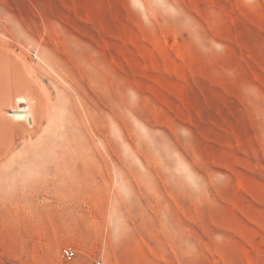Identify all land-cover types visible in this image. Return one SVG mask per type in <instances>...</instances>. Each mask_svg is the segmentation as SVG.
Masks as SVG:
<instances>
[{
  "label": "rangeland",
  "instance_id": "rangeland-1",
  "mask_svg": "<svg viewBox=\"0 0 264 264\" xmlns=\"http://www.w3.org/2000/svg\"><path fill=\"white\" fill-rule=\"evenodd\" d=\"M75 41L103 59L104 132L62 84L102 190L61 199L46 164L2 169L0 264H264V0H0V50L47 85L38 56ZM26 185L43 189L4 197Z\"/></svg>",
  "mask_w": 264,
  "mask_h": 264
},
{
  "label": "bare ground",
  "instance_id": "bare-ground-1",
  "mask_svg": "<svg viewBox=\"0 0 264 264\" xmlns=\"http://www.w3.org/2000/svg\"><path fill=\"white\" fill-rule=\"evenodd\" d=\"M79 45L78 41H75V48L68 45L64 53L51 50L52 53L42 51L40 55L38 54L39 62L44 65V68L41 67L42 63L39 65V72L52 80L50 86L43 77L39 78L36 75L32 67L10 60L9 56L0 50V171L15 165L46 164L44 172L51 170L56 177L47 183L52 186L49 192L61 199L69 198L76 191L88 193L94 188L102 190L94 169L89 165L99 164V161L92 163L93 160L86 153V147L79 141L76 142L74 138V129L78 125L76 123L78 106L73 93L64 86L69 84L68 88L74 87L81 94L82 99L78 104L88 115L89 127L93 126L96 131L104 132V115L101 110L96 114L92 109L90 103L93 97L88 92L91 83H98L100 93L96 97L99 101L102 99L105 74L98 60L103 62V59L96 60L88 54L78 53ZM75 70L80 73V78L75 74ZM94 71L96 75L93 74ZM63 83L65 85H62ZM60 133L65 137L58 141L55 135ZM100 140L105 150L107 146L105 137ZM20 142L23 145L17 152L16 148ZM79 159L83 160L82 164H88V167L84 166L83 169L76 167ZM48 164H52L53 167L47 168ZM39 187L26 185L19 189L15 186L11 192L3 194L8 201L21 200L24 195L32 196L43 189ZM45 190L47 191L46 188ZM67 207L65 203H61L54 209Z\"/></svg>",
  "mask_w": 264,
  "mask_h": 264
},
{
  "label": "built area",
  "instance_id": "built-area-1",
  "mask_svg": "<svg viewBox=\"0 0 264 264\" xmlns=\"http://www.w3.org/2000/svg\"><path fill=\"white\" fill-rule=\"evenodd\" d=\"M62 256L67 260H73L76 257V250L73 247H65L62 250ZM97 264H101V262H97Z\"/></svg>",
  "mask_w": 264,
  "mask_h": 264
}]
</instances>
